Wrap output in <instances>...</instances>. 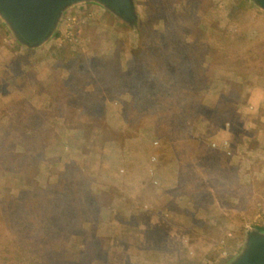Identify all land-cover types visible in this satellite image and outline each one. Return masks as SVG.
<instances>
[{
	"label": "rangeland",
	"instance_id": "374dc122",
	"mask_svg": "<svg viewBox=\"0 0 264 264\" xmlns=\"http://www.w3.org/2000/svg\"><path fill=\"white\" fill-rule=\"evenodd\" d=\"M135 4L34 50L0 21V264H227L264 231V12Z\"/></svg>",
	"mask_w": 264,
	"mask_h": 264
},
{
	"label": "water",
	"instance_id": "95a60500",
	"mask_svg": "<svg viewBox=\"0 0 264 264\" xmlns=\"http://www.w3.org/2000/svg\"><path fill=\"white\" fill-rule=\"evenodd\" d=\"M250 2L264 12V0ZM84 3L102 7L131 30H137L135 0H0V21L21 47L34 50L54 36L67 10ZM227 264H264V231L246 230L240 252Z\"/></svg>",
	"mask_w": 264,
	"mask_h": 264
},
{
	"label": "trees",
	"instance_id": "16d2710c",
	"mask_svg": "<svg viewBox=\"0 0 264 264\" xmlns=\"http://www.w3.org/2000/svg\"><path fill=\"white\" fill-rule=\"evenodd\" d=\"M4 37H7V34L5 33V31L2 28H0V39H3ZM161 55H162L161 57H163V58H164V56L165 57L168 56L167 52H164V53L162 52ZM259 230H262V228Z\"/></svg>",
	"mask_w": 264,
	"mask_h": 264
},
{
	"label": "crops",
	"instance_id": "0c3cea01",
	"mask_svg": "<svg viewBox=\"0 0 264 264\" xmlns=\"http://www.w3.org/2000/svg\"><path fill=\"white\" fill-rule=\"evenodd\" d=\"M229 143H230V141L228 139H226V140H222V143H220V144H222L221 146H225V145L228 146Z\"/></svg>",
	"mask_w": 264,
	"mask_h": 264
},
{
	"label": "built area",
	"instance_id": "2783aa9c",
	"mask_svg": "<svg viewBox=\"0 0 264 264\" xmlns=\"http://www.w3.org/2000/svg\"><path fill=\"white\" fill-rule=\"evenodd\" d=\"M263 220H264V216H263Z\"/></svg>",
	"mask_w": 264,
	"mask_h": 264
}]
</instances>
